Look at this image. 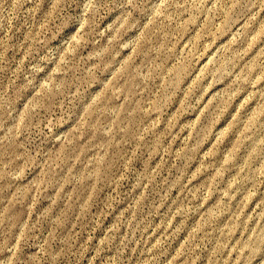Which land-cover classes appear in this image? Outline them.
Returning a JSON list of instances; mask_svg holds the SVG:
<instances>
[{"label": "rangeland", "instance_id": "374dc122", "mask_svg": "<svg viewBox=\"0 0 264 264\" xmlns=\"http://www.w3.org/2000/svg\"><path fill=\"white\" fill-rule=\"evenodd\" d=\"M0 264H264V0H0Z\"/></svg>", "mask_w": 264, "mask_h": 264}]
</instances>
